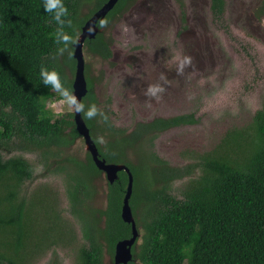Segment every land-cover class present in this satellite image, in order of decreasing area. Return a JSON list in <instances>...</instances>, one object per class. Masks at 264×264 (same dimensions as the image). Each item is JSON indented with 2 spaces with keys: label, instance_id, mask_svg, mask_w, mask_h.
I'll return each instance as SVG.
<instances>
[{
  "label": "trees",
  "instance_id": "obj_1",
  "mask_svg": "<svg viewBox=\"0 0 264 264\" xmlns=\"http://www.w3.org/2000/svg\"><path fill=\"white\" fill-rule=\"evenodd\" d=\"M85 1L90 0H63L68 8L64 31L74 37V43L65 47L56 41L60 26L45 12L44 0H0V145L23 136L21 147L39 151L47 168L63 175L70 211L85 241L76 262L106 264L107 254L114 259L117 242L132 236V224L122 217L129 174L120 171L117 180L108 183L106 205H97L102 171L89 151L84 158L65 153L81 137L74 114H53L47 102L55 93L40 75L42 67L55 69L62 85L73 92L74 78L65 72L57 50L64 47L66 65L75 77V43L86 20L107 2L95 0L89 17L82 18ZM128 1L119 0L100 27ZM210 1L213 14L224 15L226 1ZM84 47L92 55L112 57L111 44L102 32L87 38ZM85 76L89 89L83 99L85 110L92 104L98 108L86 63ZM82 115L101 157L126 164L133 174L130 205L142 237L128 264H264V108L256 111L249 125L228 132L227 137L234 136L232 142L224 138L214 154L202 157L203 174L190 183L184 200L170 193V183L193 170L170 166L151 150L149 142L172 127L195 123L193 113L139 122L130 132L116 127L105 113L106 120ZM146 137L145 149L141 146ZM130 153L139 155V164L129 159ZM33 178L34 167L28 160L5 159L0 152V264H16L12 254L9 259L2 251L10 249V230L16 231L22 244L26 241L29 251H43L36 236L41 229L42 244L53 232L55 238L70 232V242H75L52 201L47 199L42 211L36 199L27 205L21 198L22 183ZM37 205L40 208L33 215ZM33 238L36 245L30 248L27 241Z\"/></svg>",
  "mask_w": 264,
  "mask_h": 264
},
{
  "label": "rangeland",
  "instance_id": "obj_2",
  "mask_svg": "<svg viewBox=\"0 0 264 264\" xmlns=\"http://www.w3.org/2000/svg\"><path fill=\"white\" fill-rule=\"evenodd\" d=\"M225 1L224 15L216 17L210 0H129L101 29L111 44L112 57L92 55L84 47L98 109L116 127L130 132L137 123L159 116L194 114L195 123L172 127L149 142L151 150L170 166L193 170L170 183V193L178 200L186 198L190 183L203 174L202 157L214 154L224 138L232 142L234 136L227 137L228 132L246 127L256 111L264 108V0ZM94 6L95 0L85 1L81 17H89ZM57 56L74 78L64 52ZM181 65L182 72L178 71ZM153 84L163 91L146 95ZM54 93L47 102L53 114L73 113ZM147 138L142 148H147ZM24 142L23 136H18L0 145L5 159L22 157L34 167V178L20 187L21 198L27 205L36 199L42 211L45 201H52L75 242H70V232L59 238L53 232L42 244L45 233L41 229L36 236L43 251H29L26 241L22 244L16 231L10 230V249L2 251L9 259L12 254L16 264H77L78 249L85 241L70 211L64 177L47 168L39 151L21 147ZM87 152L83 137L65 150L82 158ZM129 159L139 164V155L130 153ZM192 164L195 167L189 168ZM106 177L103 172L97 181L100 193L96 203L102 207L107 202ZM37 238L27 241L30 248ZM106 264H114L109 254Z\"/></svg>",
  "mask_w": 264,
  "mask_h": 264
},
{
  "label": "water",
  "instance_id": "obj_3",
  "mask_svg": "<svg viewBox=\"0 0 264 264\" xmlns=\"http://www.w3.org/2000/svg\"><path fill=\"white\" fill-rule=\"evenodd\" d=\"M119 0H107L85 23L82 33L75 43L74 57L76 58V72L73 80V94L77 100L83 103L84 97L88 94V83L85 76V57L84 43L87 38H94L100 31L99 23L107 16V14L115 7ZM92 29L91 31L89 29ZM76 129L81 137L85 139L88 151L91 153L96 166L106 174L108 183H114L118 178V173L122 170L129 174V184L127 193L124 197L122 207L123 219L132 224V236L122 239L115 246L114 264H128L134 258L133 247L141 237L142 232L137 225L136 219L130 205V198L133 193L134 178L130 168L122 163H109L101 157L100 151L91 135V131L87 126L82 113L73 111Z\"/></svg>",
  "mask_w": 264,
  "mask_h": 264
},
{
  "label": "clouds",
  "instance_id": "obj_4",
  "mask_svg": "<svg viewBox=\"0 0 264 264\" xmlns=\"http://www.w3.org/2000/svg\"><path fill=\"white\" fill-rule=\"evenodd\" d=\"M44 10L47 13H51L52 19L57 23V25L60 26L55 33L57 43H63L65 47H68L70 44L74 43V37L64 31V25L66 23L65 17L68 16V8L65 6L63 0H44ZM105 19L106 17L100 23H103ZM67 23L70 24V21H68ZM101 29L102 28L100 27L99 32H101ZM89 30L91 31L92 29L90 28ZM57 51L62 53L64 51V47L58 48ZM178 71H183V65L178 68ZM40 75L43 83L45 85H50L51 88L62 97L63 102L66 103L70 108L74 109L76 112L83 113L88 119H91L97 115L102 116L105 120L107 119V116H105L104 113L100 111L95 104L88 106L85 110V105L77 100L76 96L70 89L62 85L60 75L55 69L49 70L42 67ZM161 91H163V88L159 84H153L147 88L145 94L155 96L158 92Z\"/></svg>",
  "mask_w": 264,
  "mask_h": 264
}]
</instances>
